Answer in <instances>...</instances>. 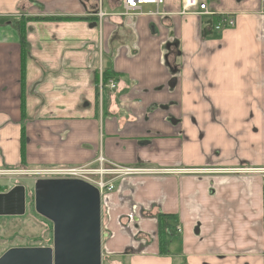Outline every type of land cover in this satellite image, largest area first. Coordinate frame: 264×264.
Segmentation results:
<instances>
[{
    "label": "crops",
    "instance_id": "1",
    "mask_svg": "<svg viewBox=\"0 0 264 264\" xmlns=\"http://www.w3.org/2000/svg\"><path fill=\"white\" fill-rule=\"evenodd\" d=\"M180 1L121 16L109 0L100 20L98 0H0V170L101 156L151 171L101 199L107 264H264V0H201L213 17L180 16ZM223 14L236 24L215 31ZM103 69L116 90H100ZM157 213L181 229L166 256Z\"/></svg>",
    "mask_w": 264,
    "mask_h": 264
},
{
    "label": "water",
    "instance_id": "2",
    "mask_svg": "<svg viewBox=\"0 0 264 264\" xmlns=\"http://www.w3.org/2000/svg\"><path fill=\"white\" fill-rule=\"evenodd\" d=\"M34 210L52 225V247L11 248L0 264H102L101 198L80 180L38 179ZM26 188L0 193V217L25 215Z\"/></svg>",
    "mask_w": 264,
    "mask_h": 264
},
{
    "label": "built area",
    "instance_id": "3",
    "mask_svg": "<svg viewBox=\"0 0 264 264\" xmlns=\"http://www.w3.org/2000/svg\"><path fill=\"white\" fill-rule=\"evenodd\" d=\"M109 0H98L99 10L97 17L102 20L107 14L103 11V3ZM121 7V16H138L149 15L155 16L160 13L159 8L164 4V0H116ZM148 7L150 10L143 13V8ZM180 16L197 15L205 17H213L214 12L208 7L207 3L201 0H181ZM236 24L235 16L231 14H223L218 16L214 27L215 31H223L233 28ZM108 87L114 91L116 84L113 80L108 81ZM106 86V85H105ZM100 90L103 88L101 80L99 81ZM151 172L149 170H141L134 168H123L112 164L99 156L90 164L67 167L61 169L39 170L35 172L23 170H0V177L15 176L21 174H32L39 177L38 179H63V180H80L98 190L100 198H105L108 194L115 190V182L124 177L139 176ZM153 173V172H152ZM37 179V180H38ZM177 233L181 232L179 227L175 228Z\"/></svg>",
    "mask_w": 264,
    "mask_h": 264
},
{
    "label": "rangeland",
    "instance_id": "4",
    "mask_svg": "<svg viewBox=\"0 0 264 264\" xmlns=\"http://www.w3.org/2000/svg\"><path fill=\"white\" fill-rule=\"evenodd\" d=\"M149 9L144 7L143 13L148 12ZM38 178L32 174L0 177V191L3 189L8 191L15 185H23L26 188L25 215L0 217V256L11 248L52 247V225L34 210L33 186ZM104 214L103 211L101 219L103 217L106 220ZM107 263L102 262V264Z\"/></svg>",
    "mask_w": 264,
    "mask_h": 264
},
{
    "label": "trees",
    "instance_id": "5",
    "mask_svg": "<svg viewBox=\"0 0 264 264\" xmlns=\"http://www.w3.org/2000/svg\"><path fill=\"white\" fill-rule=\"evenodd\" d=\"M31 20L36 21H67V20H82L81 18H30ZM25 22V21H24ZM19 47H20V72H21V106L24 104V84H25V64L26 58L28 55V44L26 42V29L25 24L21 23L19 34ZM114 77L108 71V69H103L101 72V82L104 87L109 80ZM98 81V78H97ZM20 154L22 161L24 160V141H23V133H21V147ZM6 189L0 191V193L6 192ZM264 196V194H263ZM157 220V238H158V248L159 255L166 256L167 255V237L169 233H172L175 229L176 217L174 215H167L163 213H157L155 215ZM264 219V218H263ZM104 261V260H103Z\"/></svg>",
    "mask_w": 264,
    "mask_h": 264
}]
</instances>
